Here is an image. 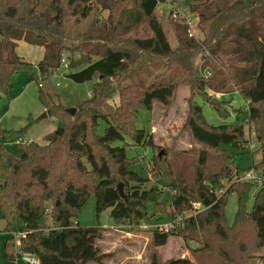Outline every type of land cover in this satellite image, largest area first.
<instances>
[{
    "label": "trees",
    "instance_id": "obj_1",
    "mask_svg": "<svg viewBox=\"0 0 264 264\" xmlns=\"http://www.w3.org/2000/svg\"><path fill=\"white\" fill-rule=\"evenodd\" d=\"M166 1L122 0V5L130 4L127 9L118 8V14L113 12L112 27L103 38L105 45L94 44L85 50L87 46L80 45L81 41L69 46L66 19L87 18L94 9V0H0V97L12 89L14 77L21 70L29 72L34 80L37 67L41 78L49 79L66 65L62 59L67 51L83 53L78 60L69 56L70 70L84 64L80 70L68 72L67 77L76 83L94 80L93 95L79 104L74 116L68 105L40 86L42 104L48 115L58 120L57 128L44 137V143L19 144L18 150L13 151L4 141L14 132L0 128V219L5 221L1 231L9 234L4 246L7 260L30 253L42 261H104L109 254L88 253L89 256L82 257L91 237L100 232L99 226L84 227L77 220L80 209L93 194L97 214L110 209L114 222L128 226L129 230L142 224L149 226L153 234L150 264H203L194 251V260L177 257L163 262L157 248L165 245L172 233H180L188 241L198 238L199 231L208 232L216 241L215 250L228 259L236 247L242 252L248 250L252 233L256 247H264V185L233 181L221 196L215 193L224 188V181H232L247 171L237 165L240 158L250 153L246 146L251 141L245 134L246 123L254 128L261 154L253 168L264 177V0H171L189 5L197 13L204 33V39L198 42L188 36L184 20L176 22L177 48L171 46L156 15L158 5ZM119 3L113 0L116 8ZM143 24L151 34L130 40L128 37ZM21 40L45 48V55L37 64L16 52ZM204 50L214 61L205 62L207 66L211 63L207 72H212L213 77L202 74L192 59ZM137 52L166 59L175 82L124 87L118 106H113L109 103L115 92L113 79L122 81L129 75ZM180 84H187L204 96L208 88L219 92L234 87L249 112L239 108L234 121L215 126L206 121L202 106L191 102L186 128L192 140L201 146L196 151L192 175L188 178L177 162L181 155L168 161L159 152L155 160L162 162L154 170L158 183L163 185L148 187L151 178L133 169L139 161L128 155L126 139L155 149L152 136L137 127L139 110H151L155 102L170 106ZM221 107L215 108L221 115L227 114L228 110ZM100 120L109 125L104 135L97 132ZM217 159L219 164L214 168L211 161ZM120 183L124 184L123 196ZM255 187L258 191L248 210ZM167 191L172 193L169 205L164 200ZM233 193L238 197V209L234 222L229 224L226 207ZM193 202H202L207 208L175 223L171 232L153 228L163 217L167 222L185 214ZM155 213L161 216L154 219ZM48 219L52 220V227L48 226ZM65 249H77L78 255L62 254ZM198 251L207 253L205 247ZM261 259L264 261V255Z\"/></svg>",
    "mask_w": 264,
    "mask_h": 264
},
{
    "label": "rangeland",
    "instance_id": "obj_2",
    "mask_svg": "<svg viewBox=\"0 0 264 264\" xmlns=\"http://www.w3.org/2000/svg\"><path fill=\"white\" fill-rule=\"evenodd\" d=\"M119 1L120 6L116 8L117 5L113 4V0H109V3L108 0H94V9L87 18L77 19L75 17H68L66 19V32L69 37L67 40L68 44H70L69 46H76L80 41V45L86 44L87 47L85 50H88L91 46H94V44L105 45L103 38L112 27L110 18L113 12L118 14L120 11L118 8L127 9L130 4L124 3L122 5V0ZM106 4H112L114 8L113 6L111 8L106 7ZM185 14H194L189 5L179 2L170 3L169 0L160 3L156 9V15L164 25L173 48H177L178 46V37L175 31L176 22L185 20ZM195 14L197 15V13ZM196 15L193 16L194 22L192 24L188 25L186 21L185 24L188 25V36H191V31L193 33L191 37L201 42L204 39V33L199 27V17ZM150 34L147 26L143 24L128 38L131 40L134 37H146ZM16 52L23 57L24 60L37 64L44 57L45 48L21 40L18 41ZM70 55H72L75 60H78L83 56V53L65 52L63 57L66 59V65L55 72L49 79L43 80L37 67L34 68L36 77L34 80H31L30 73L26 70L19 71L14 77L12 89H10L8 94H3L0 97V128L14 132L12 137L4 141L7 148L17 151L19 145L16 141L17 139L23 141L30 140L42 144L44 143V137L54 131L58 126L57 118L48 115L40 100L41 88L39 83L42 82L43 88L51 91L55 99H60L65 105H68V108H75L76 111L82 101L86 100L88 97L91 98L93 95L92 88L94 80L76 83L67 76L63 77L72 70L78 71L84 67V64H82L80 67L70 70ZM192 59L195 65L201 68L202 74H207L210 64L214 63L206 50L196 53ZM208 60L211 61V63L207 66L205 62ZM56 74L60 76L56 77ZM207 76L213 77L212 72H209ZM58 79H62L61 86H56ZM95 80H97V78ZM155 82L166 84L175 82L174 74L168 68L166 59L145 52H137L135 53L134 64L132 65L129 75L124 77L122 81L113 79L115 92L109 103L113 106H118L120 91L124 87L150 85ZM233 89L234 90L217 92L208 88L207 95L204 96L189 85L180 84L170 106H166L161 102H155L151 110H139L137 127L144 129L146 134L152 136L156 147L152 149L150 145H138L129 138L126 139V142H128L129 145L127 149L128 155L136 156L139 161L138 164L133 166V169L140 175L151 178L146 186L150 187L151 185L159 184V186L162 187L163 185L162 183H158L156 171L154 170L158 163L162 162L160 160H155L159 152H163L165 154L164 160L168 161L174 160L180 155L187 158L183 159L179 157L177 158V162L183 167L182 171L184 174L190 178L194 171V161L197 160L196 151L201 147L192 140L186 128V121L190 114V103L194 102L202 106L203 114L208 124L218 126L229 123L236 119L237 110L239 108H242L246 114L249 112L244 98L236 88L233 87ZM216 98L219 99V102H212ZM223 101L228 103H224L223 105ZM217 105H220V107L222 106V110H228V113L221 115L215 108ZM104 112L107 114L109 113L107 109H104ZM45 113H47V116L42 117ZM108 126L109 125L105 121L100 120L97 128L98 134L104 135ZM249 131H251V134H249ZM245 134L251 139L250 143L246 145L250 153L244 155L239 160L237 159V165L242 169L248 170L253 169V164L261 159V154L258 152L254 128H252V125L249 123L245 125ZM1 143L2 141L0 139V145ZM185 151L188 153L184 155L181 154ZM218 164L219 159L211 161V166L214 168ZM256 173L261 175L257 171ZM237 177L238 176L234 177L232 181H224L225 186L221 188L224 190L223 193L231 182L237 181ZM120 184H122L123 195H125L124 184ZM257 191L258 187H255L251 193L250 200L247 204L248 210H251L253 206L254 195ZM222 194L217 196H221ZM171 198V191H167L164 200L168 205L171 203ZM237 209L238 197L236 193H233L226 207V215L229 224L234 222ZM160 216L159 213H155L152 217L157 219ZM165 219L166 218L163 217V220L155 222L153 228H156V224L166 222ZM77 220L84 227H100L99 234L91 237V241L85 249V253L82 254V257L86 258L89 255L98 256L105 253L109 254L101 263L92 261L87 264H150V256L153 250V234L149 230L147 224H142L140 227L135 228V230H129L128 226L119 225L114 222L110 216V209L97 214L96 197L94 194L88 198L80 209ZM47 224L49 227H52V220L48 219ZM4 226L5 221L0 219V229H3ZM197 236L201 239L194 238L187 241L180 233L170 234L168 242L157 248L162 261L166 262L177 257H191L194 260V254L192 252L194 251L196 256L202 258L203 264H264V261L261 259V256L264 255V247H256L257 241L253 233L252 236H250L248 250L242 252L239 247H236L231 255V259L220 255L219 252L215 250L216 241L208 232L199 231L197 232ZM2 238L3 236L0 235V264L7 262L3 254V246H1ZM85 238L86 237H84V239ZM17 240L19 239L17 238ZM17 246H20L19 242H17ZM201 247H205L207 253L198 251ZM61 253L74 257L78 255L77 249H65L61 250ZM19 260L20 261L12 264H28L24 262L23 259ZM36 260L37 264H74L73 262L55 261L50 258H44L42 261L38 256ZM199 261H201V259Z\"/></svg>",
    "mask_w": 264,
    "mask_h": 264
},
{
    "label": "built area",
    "instance_id": "obj_3",
    "mask_svg": "<svg viewBox=\"0 0 264 264\" xmlns=\"http://www.w3.org/2000/svg\"><path fill=\"white\" fill-rule=\"evenodd\" d=\"M171 3V0H169ZM160 5V4H159ZM158 5V6H159ZM175 7V6H173ZM177 15V13H176ZM175 15V16H176ZM185 20L186 23L188 25L192 24L193 21V16H195L194 14H185ZM197 19V17H196ZM190 35L193 36V33L190 31ZM62 63L63 65H65L66 63V59L63 58L62 59ZM56 77H59L60 75H55ZM67 75L63 76L66 77ZM62 85V79H58L56 82V86H61ZM40 86H43L42 82L40 83ZM90 95V93H89ZM18 144H23V143H29L31 142L30 140H21V139H17L16 140ZM237 181H251V182H256L259 185H264V177H262L261 175H258L256 173V171L253 169L247 170L244 173H242L240 176L237 177ZM223 189H218L215 191V193L217 195H220L223 193ZM207 208V206H205L203 203L201 202H193L191 209L189 211L186 212L185 215H179L177 218L173 219V220H169L167 222L164 223H159L156 224L155 227L156 229H158L161 232H169L172 231L174 229L175 223L179 222V221H183L185 218L188 217H192V216H197L199 213H201L203 210H205ZM20 236V234H18ZM28 264H37V260L36 257L31 255V254H24L22 257Z\"/></svg>",
    "mask_w": 264,
    "mask_h": 264
},
{
    "label": "crops",
    "instance_id": "obj_4",
    "mask_svg": "<svg viewBox=\"0 0 264 264\" xmlns=\"http://www.w3.org/2000/svg\"><path fill=\"white\" fill-rule=\"evenodd\" d=\"M4 228V227H3ZM1 230H3V229H0V235H2L3 236V238H2V242H1V246H3L2 248H3V254H4V246H5V242H6V239H7V237H9V234H7V233H5V232H2ZM6 259V258H5ZM19 259H23L22 257H20V258H18V259H16V260H13V261H10V260H7L6 259V261L7 262H5L4 264H12V263H16L17 261H20ZM23 261L24 262H26L24 259H23ZM27 263V262H26Z\"/></svg>",
    "mask_w": 264,
    "mask_h": 264
},
{
    "label": "water",
    "instance_id": "obj_5",
    "mask_svg": "<svg viewBox=\"0 0 264 264\" xmlns=\"http://www.w3.org/2000/svg\"><path fill=\"white\" fill-rule=\"evenodd\" d=\"M212 102H214V103H218V102H219V99L216 98V99H214ZM68 111H69L72 115H74L76 109H75V108H69ZM45 116H47V113H45L42 117H45ZM161 153H162V152H160V154H161ZM119 190H120L121 195L123 196L122 184L119 185Z\"/></svg>",
    "mask_w": 264,
    "mask_h": 264
}]
</instances>
